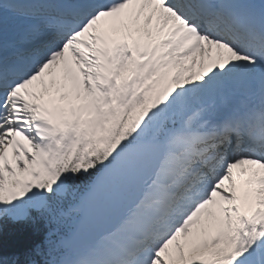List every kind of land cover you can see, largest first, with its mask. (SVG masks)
<instances>
[{
    "label": "snow or ice",
    "instance_id": "snow-or-ice-1",
    "mask_svg": "<svg viewBox=\"0 0 264 264\" xmlns=\"http://www.w3.org/2000/svg\"><path fill=\"white\" fill-rule=\"evenodd\" d=\"M5 221L43 264H264V0H0Z\"/></svg>",
    "mask_w": 264,
    "mask_h": 264
},
{
    "label": "trees",
    "instance_id": "trees-1",
    "mask_svg": "<svg viewBox=\"0 0 264 264\" xmlns=\"http://www.w3.org/2000/svg\"><path fill=\"white\" fill-rule=\"evenodd\" d=\"M39 237L40 230L33 223L3 222L0 225V259L24 261L28 258L25 255L38 245Z\"/></svg>",
    "mask_w": 264,
    "mask_h": 264
}]
</instances>
